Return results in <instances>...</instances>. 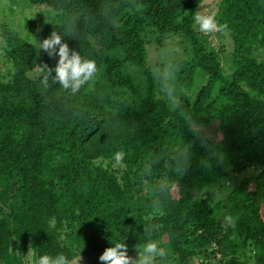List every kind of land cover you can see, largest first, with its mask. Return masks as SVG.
Masks as SVG:
<instances>
[{
  "label": "trees",
  "instance_id": "16d2710c",
  "mask_svg": "<svg viewBox=\"0 0 264 264\" xmlns=\"http://www.w3.org/2000/svg\"><path fill=\"white\" fill-rule=\"evenodd\" d=\"M27 1L49 9L23 20L27 39L0 25V264L12 245L70 264L76 246L91 254L112 239L133 259L159 240L176 264H264V0H218L226 71L194 29L198 0ZM52 31L96 62L75 95L41 83L58 56L36 44ZM177 36L170 58L161 47ZM152 46L169 60L151 66ZM229 174L224 204L196 199Z\"/></svg>",
  "mask_w": 264,
  "mask_h": 264
},
{
  "label": "rangeland",
  "instance_id": "374dc122",
  "mask_svg": "<svg viewBox=\"0 0 264 264\" xmlns=\"http://www.w3.org/2000/svg\"><path fill=\"white\" fill-rule=\"evenodd\" d=\"M217 2L218 0H203V4L201 6L198 5L196 12H202L205 14L214 13ZM39 9L43 11L49 10L46 7L30 8L28 7L27 0H0V25L3 23V24L10 26L16 32H19L22 38L27 39L26 37L27 31H26V27L24 25L23 20L27 17L30 18L31 15L36 14L39 11ZM194 29L199 32L200 38L204 39L211 48H213L215 51L218 52L222 67L224 71H226L228 69L230 52L232 50V43L230 39L227 37V35L223 32H218L217 29L207 32V33H202L198 30V27L195 25V23H194ZM182 41L183 39L180 36L171 37V38H168L167 41H165V44L162 45L161 48L163 50V48L166 47V49H168L166 53L169 55L171 54L172 57H174V56H177V53H179V49L182 46L181 44ZM162 50L155 51L154 46H152L149 49L150 57H151L149 64H151V66H154L156 62L160 64L161 62H165L169 60V59L165 60V56L160 55V52ZM166 53H162V54H166ZM171 55H170V58H171ZM260 58L264 59V56L260 55ZM6 71H7L6 64L3 61L2 56L0 54V74L5 75ZM199 82H200V77L198 79V83ZM203 84H204L203 82L199 83L200 86ZM214 132H215L214 126H211L210 128L211 136H214L215 134ZM113 166L116 169L121 168L119 167L120 166L119 164L114 163ZM228 176H230L231 178L228 177V179L226 180L223 179L219 181L217 185L215 184L209 187L208 190H204L200 192L197 195L196 199L206 200L210 204H215L217 202H222V204H224L222 198L225 196V194H227L233 188V181L230 180L232 179V176L230 174ZM145 189L146 188L144 186V189L141 190V194L145 193L146 191ZM262 207H263L262 214H264V204L262 205ZM219 217L218 218L222 221L221 225H224L226 223V220L222 217V215H220ZM69 232H71V229L68 228L67 225L66 226L64 225L62 229L59 231V233L61 234V238L64 239L65 241H67L66 236L69 234ZM212 234H213L212 238L216 237L218 239V237L222 236L223 233L220 235L217 232V227H215L212 230ZM153 242H155L157 244L158 249L163 252V255H156L153 258H157L160 264H176V261H174L172 257H170L171 252L168 253L165 250V248L161 246L162 244L161 241L154 240ZM214 242H215V239L210 240V245H209L210 248L214 247ZM11 247H12V250H15L14 253H11L13 257V261L11 264H34V261L36 258L34 256V251L31 248H29L24 254H20L18 252V249L15 247V245H12ZM76 247H77L76 256L74 257V259L71 261L70 264H103V262L99 261L98 258L104 250L95 251L91 254H87L84 252L83 247H79V246H76ZM210 253H211L210 254L211 260L213 259L215 262H217L220 259L219 253H215L214 256L212 252ZM196 259L192 260L193 263L199 262V257Z\"/></svg>",
  "mask_w": 264,
  "mask_h": 264
},
{
  "label": "clouds",
  "instance_id": "9594fccd",
  "mask_svg": "<svg viewBox=\"0 0 264 264\" xmlns=\"http://www.w3.org/2000/svg\"><path fill=\"white\" fill-rule=\"evenodd\" d=\"M202 4L203 0H198V5ZM193 21L202 33L217 29L213 13L196 12ZM36 49L44 50L49 57L54 54L58 56L52 69L44 66L41 83L45 87L51 78V81L58 84L61 89L75 95L83 85L91 82L98 72L95 60L85 58L75 50L70 52L67 44L61 42V35L57 34V31H52L47 38L37 41ZM122 157V152H115L113 154L115 164H120ZM225 219L229 224L232 223L230 217ZM110 244L111 246L107 247L98 258L103 264H153L154 256L163 255L155 242L146 241L135 259L127 255V247L122 239H112ZM34 264H69V258L63 252L55 255L44 253L36 257Z\"/></svg>",
  "mask_w": 264,
  "mask_h": 264
},
{
  "label": "bare ground",
  "instance_id": "6f19581e",
  "mask_svg": "<svg viewBox=\"0 0 264 264\" xmlns=\"http://www.w3.org/2000/svg\"><path fill=\"white\" fill-rule=\"evenodd\" d=\"M45 216V215H44Z\"/></svg>",
  "mask_w": 264,
  "mask_h": 264
}]
</instances>
